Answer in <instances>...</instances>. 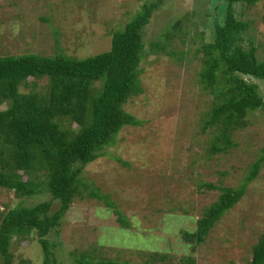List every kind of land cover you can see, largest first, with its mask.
<instances>
[{
  "label": "rangeland",
  "instance_id": "374dc122",
  "mask_svg": "<svg viewBox=\"0 0 264 264\" xmlns=\"http://www.w3.org/2000/svg\"><path fill=\"white\" fill-rule=\"evenodd\" d=\"M153 1L0 0V57L29 53L85 59L99 55L110 49L109 33ZM217 5L215 0H164L144 28L143 41L157 42L163 29L190 11L197 14L192 23L218 19ZM239 15L249 24L247 35L257 46L258 60L264 62V0L251 7L237 5L236 18ZM41 17L48 23H41ZM188 27H183L189 33L185 44L174 43L175 57L149 54L142 66L143 92L124 106L142 126L123 128L108 149L114 159L100 157L80 174L83 182L114 202L130 228L121 229L113 211L102 202L76 197L60 226L46 237L56 245L57 264H71L72 253L121 264H244L250 259L264 233V163L241 200L200 245L182 240V232L196 231V222L216 202L221 189L240 187L264 146V110L259 109L249 113L244 126L233 134L234 147L226 154L213 158L205 154L209 136L201 134L200 128L216 102L198 81L202 53L196 55L195 50L202 42L195 35L205 30L203 42H209L211 32ZM180 52L185 54L183 59ZM246 79L258 86L264 101V81ZM202 184L217 189L200 190ZM50 200L49 194L37 195L24 206ZM20 201L11 191L0 189V213ZM58 210L55 201L49 215ZM10 252L12 264L43 261L35 236L13 241ZM187 259L193 263H183Z\"/></svg>",
  "mask_w": 264,
  "mask_h": 264
},
{
  "label": "trees",
  "instance_id": "16d2710c",
  "mask_svg": "<svg viewBox=\"0 0 264 264\" xmlns=\"http://www.w3.org/2000/svg\"><path fill=\"white\" fill-rule=\"evenodd\" d=\"M163 1L144 4L123 27L111 31L110 49L99 55L85 59L29 53L0 57V189L21 199L15 207L0 213V264H12L13 241L34 236L41 248V264H57L53 252L56 245L46 237L60 226L76 197L102 202L113 211L121 229L130 228V222L114 202L83 182L80 174L100 157L114 159L108 149L123 128L142 126L124 106L143 92L140 77L149 54H178L174 43L184 45L189 34L183 32V27L190 26L193 31L204 27L211 32L209 42H203L205 30L195 35L202 42L195 50L196 55L202 53L198 81L216 102L200 128L201 134L208 132L209 136L205 140L207 157L226 154L234 145L233 134L244 126L248 114L264 110L258 86L246 79L264 81V62L258 60L257 46L247 35L249 24L241 21L240 15L235 16L237 5L251 7L260 0H215L219 3L215 6L218 19L192 23L197 14L187 12L163 29L157 42L146 44L143 30ZM39 20L48 23L44 17ZM191 42L195 43L193 39ZM184 57L180 52V59ZM42 80L45 83L41 85ZM263 163L264 146L240 187L221 189L216 202L196 222V231L182 232V240L200 245L224 214L241 200ZM202 185L200 190L217 189L213 184ZM43 194H49L51 200L24 206L26 200ZM55 201L59 210L49 215ZM71 257V264H121L105 258L95 260L89 254L76 257L72 253ZM183 263L193 261L187 259ZM244 264H264V233Z\"/></svg>",
  "mask_w": 264,
  "mask_h": 264
}]
</instances>
